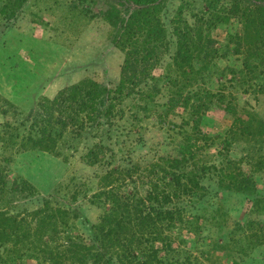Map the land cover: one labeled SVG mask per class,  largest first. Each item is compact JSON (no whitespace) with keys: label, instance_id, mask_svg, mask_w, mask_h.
Listing matches in <instances>:
<instances>
[{"label":"rangeland","instance_id":"rangeland-1","mask_svg":"<svg viewBox=\"0 0 264 264\" xmlns=\"http://www.w3.org/2000/svg\"><path fill=\"white\" fill-rule=\"evenodd\" d=\"M143 1L0 0V8L12 11L10 18L0 17V94L20 108L36 106L41 97L56 103L59 92L90 78L108 89L101 96L121 92L117 84L131 49L139 66L146 65L138 86L122 90V112L110 118L95 108L75 112L80 125L74 133L81 137L69 161L41 149L12 153L0 142L8 191L2 217L32 219L19 242L9 226L0 228V264H53L52 256L69 261L71 252L57 243L65 225L86 245L96 244L89 224L100 220L104 208L91 199L106 167L135 169L119 185L138 198L155 181L167 192L176 177L187 180L168 206L174 215L185 209L182 222L168 232L172 253L162 249V239L153 243L161 260L169 255L183 264H264V213L255 206L264 196V31L251 21L253 11H245L264 1L236 0L245 14L222 25L234 0ZM139 97L153 103L137 123ZM187 139L188 149L182 147ZM101 145L111 161L89 163L85 155ZM181 153L182 171L158 177L156 165L166 166L161 157ZM148 169L158 171L151 175ZM242 177L252 181L248 193L229 182ZM194 179L202 188L188 182ZM44 211L48 217L37 227L33 215ZM109 264L120 263L112 255Z\"/></svg>","mask_w":264,"mask_h":264},{"label":"trees","instance_id":"trees-1","mask_svg":"<svg viewBox=\"0 0 264 264\" xmlns=\"http://www.w3.org/2000/svg\"><path fill=\"white\" fill-rule=\"evenodd\" d=\"M137 4L143 3V0H133ZM147 3L154 2L155 0H145ZM264 1V0H261ZM145 3V2H144ZM253 11L252 22H257L260 29L264 31V6L256 5L254 8H248L245 11ZM4 8H0V17L3 19L10 18L12 11L8 12ZM243 10L239 8L234 0L232 8L224 12L226 19L219 21V25L225 24L226 21L230 23L229 16L242 17ZM248 14H246V17ZM253 40H250V42ZM241 47V43L236 41L235 52ZM135 51L131 49L128 52L127 62L122 67V80L126 79L129 86L121 81L117 84V88L120 89L111 96H101V92H107L108 89L102 84H97L95 81L86 80L85 83H75L68 86L65 90L59 92V97L56 103L51 100H46L41 97L36 106H31L28 109L20 108L18 105L11 102L5 96L0 94V115L2 116V122H0V142L3 144V149H9L12 153H18L19 151H35L41 149L46 151L55 157H60L65 162L69 161L75 156L79 150L78 146H73L74 141L79 140L80 134H75L74 129L78 124L76 118L80 115L75 112H79V109L95 108L105 113L109 118L122 112L124 106L121 103L120 94L122 90H134L139 84L141 73L146 69L145 61L139 66V60L136 59ZM147 64V63H146ZM97 85V88L95 87ZM131 85V86H130ZM104 87V88H103ZM143 91V88H142ZM145 93V92H144ZM210 96L214 93L208 92ZM65 94V96H64ZM143 94V93H142ZM150 96L149 94L145 93ZM151 99V97H149ZM146 100V99H145ZM61 101V102H59ZM139 112L133 114L134 121H141L147 118L151 107L146 102L141 103L140 97L138 98ZM200 102V101H199ZM153 103V102H151ZM199 105V104H198ZM127 107V106H126ZM196 107V104H195ZM194 107V108H195ZM207 107V106H206ZM69 110L66 112V110ZM111 120V119H110ZM132 120V119H131ZM78 124V125H77ZM83 124V123H82ZM113 124H111L112 126ZM107 129H112L109 127ZM70 135V136H66ZM64 150H70L71 153L61 151V145ZM187 143L182 146L188 149L190 144L189 139ZM185 141V140H184ZM82 143V142H81ZM80 143V144H81ZM108 146V145H107ZM102 145L96 147L95 151L89 150L85 157L89 163L99 162L103 157H106V152L102 150ZM99 148V149H98ZM166 166L161 164L156 165V169L162 172V175L158 177H166L173 170H181L186 162V153L181 155L164 158ZM5 161L8 159L4 157ZM8 161H11V157ZM108 161V163L111 161ZM105 161V162H106ZM203 168V167H202ZM213 170L215 166L212 167ZM4 166L0 167V203L1 205L7 201V181L4 178L2 171ZM132 171L122 172L113 170L106 167L103 174L98 180L99 190L92 196L91 203L97 204L104 208V214L100 220L94 224H89L90 231L93 233L96 244L86 245L84 239L80 235H75L71 232L70 227L65 225L63 232L57 238L58 247H61L67 252H71L69 261L63 259L64 256H52L51 260L53 264H109L112 262V255H115L120 264H183L181 261H172L173 257H168L165 260H161L158 256L159 249L154 247L153 243L156 240H161L162 249L167 254L172 253V238L169 235V230L178 222H182L180 212L174 215L172 210L168 209V206L178 199L179 191L178 187H186V181L182 182L180 177H176L173 188L167 192L162 188L160 191L157 187V182L153 184V189L148 193L145 198H138L137 194L129 191H120L119 182L122 181L125 175L130 176ZM147 171V169H145ZM158 170L148 169L149 174L153 175ZM182 171V170H181ZM117 172V173H116ZM116 173V174H115ZM186 176V174H183ZM227 176L225 175V178ZM230 177V176H229ZM73 179V178H72ZM197 188H202L199 179L188 181ZM221 182V179H220ZM219 182V183H220ZM237 188L246 191L250 185H252L251 179L242 177L240 181L230 180ZM168 185V183L166 184ZM220 185H222L220 183ZM238 185V186H237ZM183 191V190H182ZM246 193H248L246 191ZM177 197V198H176ZM9 199V198H8ZM255 206L258 211L264 213V196L255 200ZM66 210V211H65ZM62 210L68 214V210ZM185 211H183L181 214ZM4 211H0V228L9 226L16 233L17 242L20 241V236L26 237L24 232L26 228L32 224V219L28 220L27 215H18L21 218L16 217L8 218L2 217ZM77 213L73 216L76 217ZM37 220V227L42 224L48 217L46 211L43 213H35L33 216ZM54 219V218H50ZM8 221H11L9 224ZM186 220L184 219V222ZM14 226H16L14 228ZM19 233V234H18ZM167 236L163 238V235ZM143 249L146 250V254L143 253ZM121 250V251H119ZM174 252V250H173ZM75 253V254H74ZM91 254L92 259L87 255ZM166 254V255H167ZM90 259L86 262V259ZM47 260V258H45ZM69 263H66V262Z\"/></svg>","mask_w":264,"mask_h":264}]
</instances>
